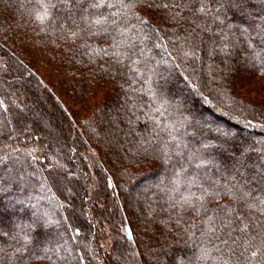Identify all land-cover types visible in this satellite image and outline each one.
<instances>
[{"label":"trees","instance_id":"1","mask_svg":"<svg viewBox=\"0 0 264 264\" xmlns=\"http://www.w3.org/2000/svg\"><path fill=\"white\" fill-rule=\"evenodd\" d=\"M1 59L0 264H124L67 220L52 126L132 213L129 264H264V0H0Z\"/></svg>","mask_w":264,"mask_h":264},{"label":"rangeland","instance_id":"2","mask_svg":"<svg viewBox=\"0 0 264 264\" xmlns=\"http://www.w3.org/2000/svg\"><path fill=\"white\" fill-rule=\"evenodd\" d=\"M3 61L2 59L0 60V66L2 67H4ZM202 92H204V89H202ZM195 93L194 97L196 98L198 97L197 91H195ZM19 111L20 110L13 111L9 108V119L12 124H14L16 113H20ZM14 128L15 135L19 133L28 135V133L34 129V127L30 125V121L28 122V118L26 125L24 124L21 129L17 126ZM48 128V130L46 128L44 133L34 132V134L36 133V136L41 137L46 133L47 136L50 137V140L54 141V144L51 143V146L58 153H60L61 149L68 148L70 150L67 157V168L64 174L61 175L62 177L59 175V172L57 173L58 170L55 165H48V169L52 172L51 174L56 175L58 180L60 179L64 182V190L55 188V186L51 184L50 175L45 174L48 178L47 180H49V183L53 186L52 188L55 195L63 202L67 220L72 221L71 213L79 214V212H82L87 213V215L89 214V220L86 221L87 226L85 228V230L88 231L87 233H90L87 239L91 240L93 243H101L100 247L103 252L99 255V258H102V256L104 257V255L108 256L109 254L117 258L118 255L120 259H122L121 263L129 264V262L133 260L132 255H135V249L124 244L125 239L122 233L123 224L121 223V218L128 219L131 212L126 207H123L124 209L121 208V199L117 198L113 202L110 201L109 204L108 195L102 192V188L104 187H102L100 182L99 174L100 170H102L100 169L102 163L99 162L98 158L95 156L94 150L91 149L92 145L88 146L85 151L79 152L69 136H66L68 140L66 142L62 139L67 134L65 130L59 132L58 129H54L53 126ZM96 195H98V200L96 199ZM105 207L107 208L106 210H104ZM73 242L76 243V240ZM114 247L115 250L112 249ZM116 250H121L123 252L117 253ZM86 258L87 260L89 259L88 256H86ZM135 259H137L138 262L140 261L138 255L135 256Z\"/></svg>","mask_w":264,"mask_h":264}]
</instances>
